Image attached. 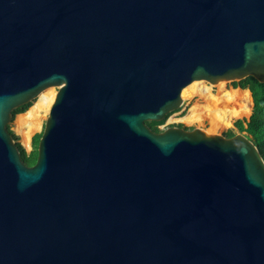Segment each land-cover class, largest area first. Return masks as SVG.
<instances>
[{"label":"water","instance_id":"obj_1","mask_svg":"<svg viewBox=\"0 0 264 264\" xmlns=\"http://www.w3.org/2000/svg\"><path fill=\"white\" fill-rule=\"evenodd\" d=\"M247 77L264 0H0V264H264L250 138L146 125ZM50 87L29 167L8 126Z\"/></svg>","mask_w":264,"mask_h":264},{"label":"rangeland","instance_id":"obj_2","mask_svg":"<svg viewBox=\"0 0 264 264\" xmlns=\"http://www.w3.org/2000/svg\"><path fill=\"white\" fill-rule=\"evenodd\" d=\"M233 83H236V81L230 82V81L221 80L214 84H210L205 81L192 82L182 90L183 95L181 96L182 104L180 108L177 111L168 114L164 118L163 123L158 126V129L160 130V132L169 127H181L187 130L198 129V130H202L204 133L208 135H217V136H225L227 131L232 130L235 134L246 135L245 133H237L236 130L233 128L232 123L234 120L244 119L247 118L249 115L248 116L245 115L242 117H233L230 119V123L227 127H221V129L216 130V127L212 125L213 119L211 115L208 116L204 110L205 107L215 108L214 103L211 100L206 101V99L199 97L197 95L194 96L190 95L191 93L190 88H192L193 91L195 90V86H197L198 84L208 87L210 89V93L212 96H217L218 94L221 93L223 94L232 89L240 90L238 87H234ZM56 92H57V88L55 87H50L42 91V93L46 95L52 93L54 97L56 95ZM36 100L37 98L31 102V106L34 104V102H36ZM192 105H196L198 107L200 118L199 119L197 118L196 120L183 119L187 115V110ZM30 107L28 109H30ZM28 109L26 111H28ZM26 111L16 115L13 118V121L9 124V130L16 137L15 139L16 144L21 145L25 149V151L29 153L33 148L32 146L33 137L42 132L43 124L47 117L49 109L47 112H41L39 114V117L32 126L33 128H31L30 138L28 141L24 140L22 133L18 131L16 129V126L14 125L16 118L26 113Z\"/></svg>","mask_w":264,"mask_h":264},{"label":"bare ground","instance_id":"obj_3","mask_svg":"<svg viewBox=\"0 0 264 264\" xmlns=\"http://www.w3.org/2000/svg\"><path fill=\"white\" fill-rule=\"evenodd\" d=\"M190 89L191 96L197 95L206 99V101L211 100L214 103L215 108L205 107L204 110L208 116L211 115L213 119L212 125L216 127V130L221 129V127H227L231 118L248 116L250 113L252 103L247 90L232 89L223 94L212 96L210 89L200 84L195 86V90L192 91V88ZM182 95L183 92H181ZM53 100L54 95L52 93L48 95L41 93L30 109L16 118L14 125L22 133L25 141L29 140L31 128H33L32 126L39 117V114L47 112ZM198 111V107L192 105L187 110V115L183 119H199L200 115Z\"/></svg>","mask_w":264,"mask_h":264},{"label":"trees","instance_id":"obj_4","mask_svg":"<svg viewBox=\"0 0 264 264\" xmlns=\"http://www.w3.org/2000/svg\"><path fill=\"white\" fill-rule=\"evenodd\" d=\"M233 85L234 87H238L241 90H247L249 92L252 105L249 116L244 119L234 120L232 126L237 133H245L246 136L250 138L264 161V83H259L252 77H247L233 83ZM30 106L31 103L18 107L14 110L13 116L25 112ZM162 123L163 121L146 122V125L153 132H160L158 126ZM8 131L11 133L9 126ZM40 135L41 133L33 137V148L29 153H27L21 145L17 144L20 159L26 166L30 167L36 161L37 143ZM234 135L235 133L232 130L227 131L225 134L226 137H232ZM12 137L14 140L16 139L13 134Z\"/></svg>","mask_w":264,"mask_h":264}]
</instances>
